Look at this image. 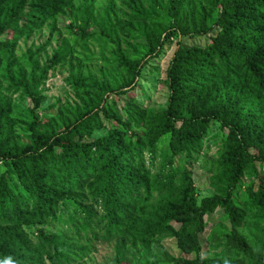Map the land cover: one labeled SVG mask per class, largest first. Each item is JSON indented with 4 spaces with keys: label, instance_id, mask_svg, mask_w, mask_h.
<instances>
[{
    "label": "trees",
    "instance_id": "obj_1",
    "mask_svg": "<svg viewBox=\"0 0 264 264\" xmlns=\"http://www.w3.org/2000/svg\"><path fill=\"white\" fill-rule=\"evenodd\" d=\"M169 41L166 102L144 106L137 80ZM58 69L71 96L43 108ZM212 131L199 198L191 167ZM263 166L264 0H0V264H76L111 239H173L167 264H264Z\"/></svg>",
    "mask_w": 264,
    "mask_h": 264
},
{
    "label": "rangeland",
    "instance_id": "obj_2",
    "mask_svg": "<svg viewBox=\"0 0 264 264\" xmlns=\"http://www.w3.org/2000/svg\"><path fill=\"white\" fill-rule=\"evenodd\" d=\"M108 1L109 0H95L96 9L104 7ZM114 2L119 8L120 0H114ZM62 25L63 24L60 23V27H62ZM64 33L63 35H65ZM203 43V39L186 41V44L188 45H202ZM175 47V41L165 43L160 56L149 62L143 75L137 80V88L133 94L134 97L144 106L152 108H161L164 106L167 98V89L164 83L165 74ZM77 51L83 56V53L80 50ZM99 53L100 51L96 47H89L86 58L92 59L90 63L92 67L99 66V64L95 62ZM66 78V69H58L51 74L45 84L46 100L44 101L43 108L59 101L63 103L67 97L71 96V93L66 91ZM13 104V115L19 118H23L27 114V110L31 109V103L27 99L16 97L13 100ZM48 113L52 114L54 111L49 110ZM15 132L23 141H26V133L22 125H16ZM216 134L217 131H212L204 140V151L199 155L196 163L191 167L192 178L196 185L199 198L209 196L213 193L209 184L208 170L215 160V155L218 149V139H215ZM262 170H264V166L262 167ZM222 218L223 215L221 210H216L213 215L207 218L208 226L206 232L200 236L201 243L204 247L203 252L206 251L205 241L207 233L212 227L217 225L219 221H222ZM117 249L120 250L125 258L123 264H148L150 261H154L156 264H167L165 262L167 257L177 258L181 256L173 239H163L157 244H151L147 251L143 250L139 245L135 248L129 243L122 246L117 240L111 239L98 242L90 256L76 264H115L114 258Z\"/></svg>",
    "mask_w": 264,
    "mask_h": 264
}]
</instances>
